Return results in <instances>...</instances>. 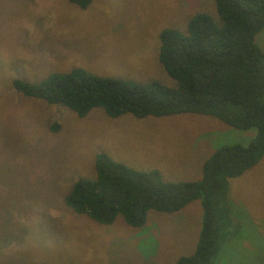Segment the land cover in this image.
<instances>
[{
    "label": "rangeland",
    "instance_id": "1",
    "mask_svg": "<svg viewBox=\"0 0 264 264\" xmlns=\"http://www.w3.org/2000/svg\"><path fill=\"white\" fill-rule=\"evenodd\" d=\"M197 12L218 20L214 0H0V264H175L192 254L202 227L199 198L174 212L149 210L143 226L119 214L99 224L65 203L73 183L95 176L105 152L164 180L201 177L219 146L247 145L256 128L228 126L194 113L79 116L26 96L14 79L38 82L81 67L99 75L175 86L158 60L159 34L182 32ZM255 44L264 53V27ZM224 206L232 230L215 264H264V154L227 178Z\"/></svg>",
    "mask_w": 264,
    "mask_h": 264
},
{
    "label": "trees",
    "instance_id": "2",
    "mask_svg": "<svg viewBox=\"0 0 264 264\" xmlns=\"http://www.w3.org/2000/svg\"><path fill=\"white\" fill-rule=\"evenodd\" d=\"M69 1L85 8L91 0ZM214 3L217 21L197 12L185 32L166 27L159 34L158 60L175 86L99 76L81 67L38 82H12L24 95L64 105L79 116L94 107H102L110 117L188 112L216 117L236 129L256 128L247 145L216 148L203 161L198 180L167 181L157 169L138 170L100 152L95 176L73 183L66 205L99 224H111L120 214L128 225L141 227L149 210L174 212L199 198L203 220L196 248L175 264H215L222 242L232 232L223 203L227 178L242 174L264 154V53L254 42L264 27V0Z\"/></svg>",
    "mask_w": 264,
    "mask_h": 264
}]
</instances>
